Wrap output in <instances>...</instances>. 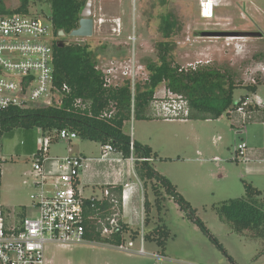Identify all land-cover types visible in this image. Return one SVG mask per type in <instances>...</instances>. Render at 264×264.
I'll use <instances>...</instances> for the list:
<instances>
[{"label": "rangeland", "instance_id": "obj_1", "mask_svg": "<svg viewBox=\"0 0 264 264\" xmlns=\"http://www.w3.org/2000/svg\"><path fill=\"white\" fill-rule=\"evenodd\" d=\"M218 3L212 16L206 18L199 11L198 0H136L135 3L132 0H94L93 34L83 38L65 35L59 39L88 44L97 69L108 78L107 84L131 83L133 76V89L148 78L147 65L158 62L157 43L165 40L160 30L161 16L172 13L177 27L166 40L170 47L168 58L173 64L182 68L229 66L236 73L235 82L240 84L233 91L234 101L245 95L264 101V0H220ZM36 8L50 12L47 3L37 4ZM209 31L261 32L263 36L204 34ZM257 79L260 83L256 92H248L245 85L254 84ZM165 89L164 82L158 83L156 97L165 96ZM254 122L246 124L248 132L245 134H236L239 130L231 125L227 115L216 122L176 119L165 125L169 138L165 140L162 156L171 159L157 162L156 166L174 180L178 192L189 200L196 215L223 249L187 218L174 201L167 200L162 216L169 237L163 252L156 244L145 242V253H138L139 238L135 241V252L90 242L70 246L49 244L45 248V264H264L262 241L249 231L234 232L219 219L214 209L225 200L242 196L244 183L260 189L264 195V170L245 171L246 166H260L259 163L233 159L234 140H246L249 147L264 146V126ZM153 123L132 118L126 123L125 131L132 137H137L139 132L148 135L155 127ZM199 125H203L202 129ZM214 135L221 140L213 142ZM197 138L209 147L208 154L202 157L195 153ZM43 139L37 127L14 128L2 134L7 160L2 169L0 204L11 213L20 209L31 212L30 194L34 190L31 184L35 177L32 158ZM74 141L84 151L94 146L91 140L77 138ZM213 157L220 160L213 162ZM149 194L151 196L150 191Z\"/></svg>", "mask_w": 264, "mask_h": 264}, {"label": "trees", "instance_id": "obj_2", "mask_svg": "<svg viewBox=\"0 0 264 264\" xmlns=\"http://www.w3.org/2000/svg\"><path fill=\"white\" fill-rule=\"evenodd\" d=\"M165 2V0H162ZM86 0H46L50 7L49 15L53 25L52 55L54 85L60 90V103L36 107L11 106L0 110V133L14 128H34L49 136L51 142L58 139V132L66 129L78 138L94 141L101 146L109 144L124 158L133 157V170L142 182L145 191L143 244H156L163 252L169 230L162 216L165 200H172L184 215L191 219L220 248L217 239L212 237L196 210L178 192L175 185L150 161L156 153L150 146L133 140L125 131V125L132 118L149 120L151 102L155 97L156 86L165 83L167 91L182 95L189 110L187 119H218L240 105L246 95L234 101L233 91L240 84L235 82L236 73L229 66L218 67L199 65L182 68L169 60L168 39L177 27L172 13L161 16L160 30L165 40L157 43L158 62L147 65L148 78L131 88L130 82L111 86L97 69L96 61L89 45L82 42H68L59 47V31L68 35L78 27L80 13ZM27 0H22L23 7ZM260 80L245 85L250 93H255ZM66 86L68 92L63 91ZM252 108V107H251ZM263 111L264 109H257ZM186 119V120H187ZM132 147V148H131ZM108 195L87 200L85 207L86 238L92 241L119 244L140 238V229L132 228L122 220L121 232L102 235L106 218L122 211V187L107 186ZM103 189V190H104ZM149 190V191H148ZM244 194L221 202L214 209L219 219L234 232L249 231L263 243L264 253V195L251 184L244 183ZM150 195V194H149ZM114 200V201H113ZM152 226L150 227V224ZM146 226H149L146 229Z\"/></svg>", "mask_w": 264, "mask_h": 264}, {"label": "built area", "instance_id": "obj_3", "mask_svg": "<svg viewBox=\"0 0 264 264\" xmlns=\"http://www.w3.org/2000/svg\"><path fill=\"white\" fill-rule=\"evenodd\" d=\"M219 1L198 0L201 15L210 18ZM42 3L46 0H27L23 7L22 0H0V110L11 106L48 105L46 100L49 104L60 103V90L54 85L52 66V44L56 38L49 13L36 8ZM105 79L108 81L107 77ZM131 83L134 84L133 76ZM62 90L68 92L69 89L63 86ZM259 108L264 109V101L260 97H246L228 114L236 118L240 133H245L246 124L254 119ZM151 109L154 116L163 120H186L189 114L186 99L169 91L165 96H155ZM57 136L61 141L77 138L75 133L66 129H61ZM43 138L32 158L36 181L30 194V214L25 209L11 213L0 204V264H45V248L49 244L70 246L90 242L135 252V243L131 239L110 244L86 238L84 210L87 200L92 201L96 197H83L77 182L80 170L92 158L50 156V137ZM102 150L99 158L102 160H106L107 153L114 151L109 144L103 145ZM254 153L247 141L240 139L235 143L233 159L243 163L264 161V157L255 158ZM130 160L133 162L132 156ZM212 160L220 159L213 157ZM5 161L0 133V185ZM45 164H48L47 168ZM133 187L132 183L123 184L122 204L129 199ZM102 195L107 196L108 190L104 189ZM120 220L118 212L107 217L101 234L121 232ZM139 239L137 252L144 254L142 218Z\"/></svg>", "mask_w": 264, "mask_h": 264}, {"label": "crops", "instance_id": "obj_4", "mask_svg": "<svg viewBox=\"0 0 264 264\" xmlns=\"http://www.w3.org/2000/svg\"><path fill=\"white\" fill-rule=\"evenodd\" d=\"M167 89H165L166 93ZM164 93V94H165ZM158 94V92L156 93ZM155 94V96H156ZM159 95V94H158ZM151 109V108H150ZM230 117L232 126L234 128H238L236 125V118L231 117V115H227ZM151 117L152 119L149 120H139L141 122H146L149 124H152L155 126L152 130H149L148 135H146L144 132H139L137 134V137H132L133 140H136L142 144H146L151 147V149L157 154L155 158L151 159L150 161L154 165L155 169L159 171L162 175L166 176L165 172L157 168L156 163L162 162L166 160H170L171 158L162 156L164 155V149L166 147L165 140L169 138V134L166 133L165 125L171 120H161L159 117H156L153 115V111L151 109ZM220 118V117H219ZM218 118V119H219ZM218 119H207V120H196V121H203V122H216ZM190 120V119H188ZM254 121L261 122L264 121V112L258 111L254 115V119L250 122L256 123ZM174 122V121H173ZM187 122V121H183ZM200 124V123H199ZM203 124V123H202ZM152 126V125H151ZM201 126V129L203 125ZM247 129L245 133H247ZM240 133V131H236V134H245ZM78 138V137H77ZM69 141H61V140H54L52 141L49 146V155L50 156H86L92 158L91 160L87 161L85 166L80 170L77 187L81 191V194L83 197L90 198V197H96L100 198L103 194V189L107 186L111 187H123L124 183H132L133 184V190L132 193L127 200V202L122 204V211L120 214V219L126 223L128 226L132 228H139L140 224L138 223L141 218L144 216V208H143V202L145 198V194L148 195L149 199H152V197L148 194L147 191H145V188L143 187L142 182L136 177V175L133 173V163L131 162L130 158H124L119 152L113 151L107 153L106 160L99 159L100 156L103 154L102 146L96 142H94V146L86 151L81 150V147L78 143H76L74 140ZM221 138L218 135L212 136V141H220ZM237 141L234 140L233 142V153H234V146ZM195 153L197 157H202L204 154H208L209 147L206 143L199 138H197V146H196ZM254 153L255 158H263L264 152L263 147H250ZM4 157L5 154L3 153ZM234 155V154H233ZM6 159V157H5ZM158 159V160H157ZM7 160V159H6ZM202 160V159H201ZM207 159H205L206 161ZM218 162V161H213ZM257 162V161H253ZM260 166H252L248 165L245 167L246 172H259L261 168L264 170V161L259 162ZM262 163V164H260ZM48 164H45V167L47 168ZM167 177V176H166ZM172 184L175 185L177 189V184L174 183V180L169 176L167 177ZM36 181V178L34 177V180L32 181L31 186L34 188V183ZM98 190L99 194H96L95 191ZM90 191V192H87ZM93 193H92V192ZM167 201V200H165ZM189 201V200H188ZM190 203V202H189ZM149 226H146V229ZM144 230V229H143Z\"/></svg>", "mask_w": 264, "mask_h": 264}, {"label": "water", "instance_id": "obj_5", "mask_svg": "<svg viewBox=\"0 0 264 264\" xmlns=\"http://www.w3.org/2000/svg\"><path fill=\"white\" fill-rule=\"evenodd\" d=\"M93 13H94V0H86L84 7L82 8V11L80 13V19L78 21V27L76 29H73L68 36L70 37H76V38H83V37H90L93 34L94 31V19H93ZM205 35L209 36H222V35H228V36H258L261 37L263 34L261 32H251V33H244V32H205ZM58 35L60 37L65 36L66 34L63 31H59ZM68 42L64 39H59L56 42V45L59 47H62L66 45ZM46 104H49V100L45 101Z\"/></svg>", "mask_w": 264, "mask_h": 264}]
</instances>
